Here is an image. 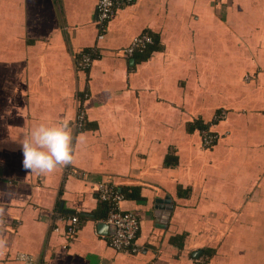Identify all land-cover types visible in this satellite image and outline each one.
Returning <instances> with one entry per match:
<instances>
[{
	"label": "crops",
	"instance_id": "obj_1",
	"mask_svg": "<svg viewBox=\"0 0 264 264\" xmlns=\"http://www.w3.org/2000/svg\"><path fill=\"white\" fill-rule=\"evenodd\" d=\"M97 2L0 0V264H264V0H134L103 32ZM61 121L71 162L23 168L21 138ZM98 183L137 253L107 244ZM54 214L81 219L71 240Z\"/></svg>",
	"mask_w": 264,
	"mask_h": 264
},
{
	"label": "built area",
	"instance_id": "obj_2",
	"mask_svg": "<svg viewBox=\"0 0 264 264\" xmlns=\"http://www.w3.org/2000/svg\"><path fill=\"white\" fill-rule=\"evenodd\" d=\"M134 0H98L96 6L95 23L99 26V31L105 30V25L109 18L113 15L115 9L120 6L131 4ZM102 37V34L99 35ZM153 43V38L150 35L136 36L130 45L122 49V54L127 57L131 56L136 51H141L145 46ZM94 51L84 52L80 54V59L77 61V68L86 69L90 66ZM223 113H219L215 120L221 119ZM85 122V114L82 108H77L74 125L77 130L82 128ZM217 139L216 135L203 134V143H211ZM76 177H82L76 174ZM96 193L99 201L107 203L108 210L104 222L111 226L112 232L107 237V244L110 248L116 251H125L129 253H137L139 246L135 243L137 231L139 229V222L137 216L130 211H123L120 208V202L123 196L113 189L110 185L105 183H98L96 185ZM56 221L64 222V231L69 240H71L78 228L79 220L77 216L73 215L67 218L54 214ZM53 231H59V227H52ZM17 259L23 264H33V259L25 254H18Z\"/></svg>",
	"mask_w": 264,
	"mask_h": 264
},
{
	"label": "clouds",
	"instance_id": "obj_3",
	"mask_svg": "<svg viewBox=\"0 0 264 264\" xmlns=\"http://www.w3.org/2000/svg\"><path fill=\"white\" fill-rule=\"evenodd\" d=\"M22 166L39 173L71 162L72 130L68 122L38 123L21 138Z\"/></svg>",
	"mask_w": 264,
	"mask_h": 264
},
{
	"label": "trees",
	"instance_id": "obj_4",
	"mask_svg": "<svg viewBox=\"0 0 264 264\" xmlns=\"http://www.w3.org/2000/svg\"><path fill=\"white\" fill-rule=\"evenodd\" d=\"M217 115H219V113H217L216 115H215V117L217 116ZM198 129L200 130V131H202V133H201V136H202V143H203V131L204 130H207V127L206 126H203V125H201V124H199L198 125ZM206 132V131H205ZM208 132H206V134H207ZM208 135H214L213 133H208ZM216 140V139H215ZM215 140L214 141H212L211 143H207V144H204L203 143V145L205 146V147H210L211 145H213V143L215 142ZM121 194V193H120ZM122 195V194H121ZM123 196V195H122ZM102 207H103V214H102V216L104 215V213H105V211H106V213H107V210H108V206H107V203H105V202H102ZM124 211V210H123ZM77 218H78V220H79V222L81 221V219L77 216Z\"/></svg>",
	"mask_w": 264,
	"mask_h": 264
},
{
	"label": "flooded vegetation",
	"instance_id": "obj_5",
	"mask_svg": "<svg viewBox=\"0 0 264 264\" xmlns=\"http://www.w3.org/2000/svg\"><path fill=\"white\" fill-rule=\"evenodd\" d=\"M216 141V140H215Z\"/></svg>",
	"mask_w": 264,
	"mask_h": 264
},
{
	"label": "rangeland",
	"instance_id": "obj_6",
	"mask_svg": "<svg viewBox=\"0 0 264 264\" xmlns=\"http://www.w3.org/2000/svg\"><path fill=\"white\" fill-rule=\"evenodd\" d=\"M221 113V112H220Z\"/></svg>",
	"mask_w": 264,
	"mask_h": 264
}]
</instances>
